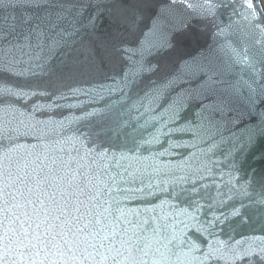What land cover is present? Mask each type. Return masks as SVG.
I'll return each instance as SVG.
<instances>
[{
    "label": "snow or ice",
    "instance_id": "obj_1",
    "mask_svg": "<svg viewBox=\"0 0 264 264\" xmlns=\"http://www.w3.org/2000/svg\"><path fill=\"white\" fill-rule=\"evenodd\" d=\"M27 4L28 7L44 9L45 14L29 16L25 23L33 19L39 23L34 26L29 24L26 29L14 23L0 24V52L4 53V58H0V104L4 108L0 110L5 114L16 111L12 108V98L18 102L39 96L55 101L87 94L80 87L67 85L64 81L99 74L117 61H126L127 65L122 71L105 75L106 83L89 89L101 99L105 95H118V99L105 108L77 117L78 122H85V130H77L71 138L63 141L72 145L75 156L63 148L59 149L63 155L35 150L20 153V146L15 141L20 136L29 135L28 129L33 125L25 120L17 121L16 126H12L11 121L0 123V264H104L109 260L112 264H123V261L142 264L135 253L148 255L145 250L147 245L145 248L140 246L146 238L137 235L135 229L146 231L144 226L149 225V220L134 223L128 219V213L120 206V199L113 193H124L121 198L127 200L158 196L156 191L145 193V188H152L151 184L145 186L141 181L137 185L134 176L129 179L132 174H124L128 169L123 162L140 160L143 152L147 151L145 146L159 143L160 136L167 134L162 129L179 119V109L169 105L160 116H150L143 124L139 123L140 117L154 110L152 106L161 98L164 90L175 84L190 65L185 61L167 83L142 87L145 74L162 71L159 62L146 64L145 57L167 54L176 46V37L156 39L155 21L152 29L137 36V21L140 19L138 7L120 10L119 23L125 26L123 32L116 30L104 39H97L94 33L96 16L89 17L86 23L82 20L87 3H80L79 0H27ZM135 4L148 7L150 0H135ZM187 7L194 6L187 4ZM248 7L252 8L253 5L249 3ZM52 9L60 11L53 14ZM213 14L212 4L206 5L201 13L203 16ZM181 30L178 28L176 31ZM217 34L221 35L222 31ZM254 43L259 46V52L252 55H249L247 47L243 54L234 48L231 52L234 63L244 64L255 76L258 75L257 64L264 66V39H256ZM9 53H12L11 59H7ZM136 56L139 59H135ZM5 74L24 83L10 86ZM260 87L264 89V85ZM249 88L255 95L256 89L251 85ZM260 96L264 99V91L260 92ZM43 108V105H34L33 113ZM220 111L224 115V109ZM248 114L237 113L232 116L231 122L239 123ZM165 116L167 119L156 134H149L150 138L145 139L152 122ZM184 130L178 128L171 131ZM255 136L256 133L250 130L240 149L245 145L251 147ZM32 138L40 139L38 136ZM259 158L264 159V153ZM261 187L264 189V184ZM247 188V184L243 185L239 196L248 197V203L241 199L239 206L233 205L227 215L214 217L208 222L209 225H223L229 220L246 223L251 219L253 209L264 207V196L252 201ZM160 191L177 199L181 195L168 189ZM193 191L196 189L193 188ZM136 193L144 195L137 196ZM151 211L154 212L155 208ZM196 211H199V206ZM113 212L116 214L113 215ZM129 212L140 215L139 210L129 209ZM184 214L190 220L196 219L194 214ZM261 215H264V211ZM122 225L132 226L131 236L128 235L129 228ZM151 231L157 243L164 241L162 246L165 249L172 243L171 239L160 235L159 227ZM117 236L121 237L119 248L111 243ZM190 250L199 251L195 246H190ZM214 253L215 250L210 249L205 253V258H218ZM251 254L249 251L237 252L233 259L242 261ZM261 260H264V256Z\"/></svg>",
    "mask_w": 264,
    "mask_h": 264
},
{
    "label": "water",
    "instance_id": "obj_2",
    "mask_svg": "<svg viewBox=\"0 0 264 264\" xmlns=\"http://www.w3.org/2000/svg\"><path fill=\"white\" fill-rule=\"evenodd\" d=\"M79 2L87 3L82 17L84 23L89 17L96 16L94 33L97 39H104L116 30L123 32L125 26L119 23L120 10L132 7H138L140 15L137 36L152 29L155 21L156 39L176 37V46L167 54L145 57L146 64L159 62L162 71L145 74L142 87L167 83L185 61L190 65L175 84L164 90L161 98L152 106L154 110L140 117L139 123L143 124L150 116H160L169 105L179 109V119L162 129L167 134L160 136L159 143L145 146L147 151L143 152L140 160L123 162L128 169L124 174H132L129 179L134 176L137 185L141 181L145 186L151 184L152 188H145V193L156 191L158 196L127 200L121 198L124 193H113L120 199V206L128 213V219L134 223L149 220V225L144 226L146 231L135 229L137 235L146 238L140 246L145 248L147 245L145 250L148 252L147 256L136 252L137 258L142 264H264V260H261L264 256V215H261L264 207L253 209L251 219L246 223L229 220L214 227L208 223L216 216L227 215L233 205L239 206L241 199L244 203L249 202L248 197L239 196L245 184L248 185L252 201L264 196L261 187L264 184V159L259 158L264 153V99L260 96V92L264 91L260 87L264 85V78H261L264 77V66L257 64L258 75L254 76L244 64L234 63L231 52L234 48L243 54L246 47L249 55L259 52V46L254 41L264 39L263 0H176L175 3L173 0H150L148 7H139L135 0ZM249 3L253 5L252 8L248 7ZM187 4L194 7L189 8ZM208 4L214 6V14L201 15ZM51 11L54 14L60 10ZM37 14L43 16L44 9L28 7L27 0H3L0 3V24L14 23L26 29L29 24L34 26L39 23L35 19L25 23L27 17ZM52 19L55 20V15ZM178 28L182 30L177 32ZM221 31L222 34L218 35ZM11 56L12 53H9L7 59H11ZM0 58H4L3 52H0ZM135 59H139V56ZM126 65V61H117L99 74L64 81L67 85L80 87L87 94L55 101L50 97L39 96L18 102L12 98V108L16 111L5 114L0 110V123L11 121L12 126H16L17 121L25 120L33 125L28 129L29 135L20 136L15 141L20 146V153L35 150L63 155L59 152L63 148L75 156L72 145L63 141L71 138L77 130H85V122H78L77 117L105 108L118 99V95H105L101 99L89 89L106 83L105 75L111 76L122 71ZM5 78L9 80L10 86L24 83L7 74ZM249 85L256 89L255 95L251 93ZM34 105H43L44 108L33 113ZM3 108L4 105L0 104V109ZM222 108L224 115L220 111ZM240 112L250 114L245 115L241 122L233 124L232 116ZM166 119L165 116L153 121L145 133V139L150 138L149 134L155 135ZM178 128L186 130L171 131ZM250 130L256 133L254 144L240 149L241 142L246 140ZM33 136L40 139H33ZM3 142L8 143L7 140ZM118 171L122 172L123 169ZM160 189L180 193V198ZM197 206L199 211H196ZM146 208L149 211L145 212ZM152 208H155L154 212ZM129 209L139 210L140 215H132ZM185 212L194 214L196 219L190 220ZM122 227L129 228L128 235H132V226ZM157 227L160 228L161 236L172 240L167 249L162 246L163 240L156 242L151 229ZM120 239L117 236L111 242L113 247H120ZM181 240L184 242L181 243ZM190 246H195L199 251L190 250ZM210 249L215 250L214 255L218 258H205V253ZM245 251L252 254L242 261L233 259L235 253ZM104 264L112 262L109 260ZM123 264H128V261H123Z\"/></svg>",
    "mask_w": 264,
    "mask_h": 264
}]
</instances>
